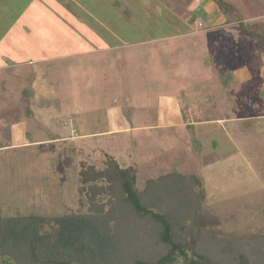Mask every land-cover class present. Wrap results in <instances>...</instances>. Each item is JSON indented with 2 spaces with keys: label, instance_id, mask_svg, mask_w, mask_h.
Here are the masks:
<instances>
[{
  "label": "rangeland",
  "instance_id": "374dc122",
  "mask_svg": "<svg viewBox=\"0 0 264 264\" xmlns=\"http://www.w3.org/2000/svg\"><path fill=\"white\" fill-rule=\"evenodd\" d=\"M218 1L228 6V15L222 11L228 21L264 25V0ZM123 5L125 11H110L109 26L104 21L114 38L197 33L128 48L121 61L123 50L101 54L92 72L78 76L73 61L48 69L55 73L45 80L55 81L56 90H48L55 97L42 100L36 93L27 101L33 120L20 116L32 137L37 130L46 137L0 152V215L47 217L39 236L50 241L67 232L59 219L76 216L86 223L87 217L84 234L73 238L83 255L78 252L68 264H115L95 257L99 245H117L119 227L152 240L149 249L135 246V260L157 261L170 245L160 242L159 222L132 210L115 180L113 153L121 167L135 169L141 191L148 179L168 173L200 179L197 208L178 206L179 198L150 205L174 221V239L186 253L174 264L192 259L196 264H264V48L247 46L234 24H211L195 0H125ZM134 15L137 22L129 25ZM123 20L125 27L119 25ZM255 30L264 34V26ZM11 74L1 72V84ZM20 78L23 85L26 78ZM13 90H0V96L9 98ZM165 92L178 101L160 104ZM181 112L190 114L189 126L153 128L161 118L169 122ZM142 126L152 129L142 131ZM73 128L88 135L72 139ZM81 166H88L82 175Z\"/></svg>",
  "mask_w": 264,
  "mask_h": 264
},
{
  "label": "crops",
  "instance_id": "0c3cea01",
  "mask_svg": "<svg viewBox=\"0 0 264 264\" xmlns=\"http://www.w3.org/2000/svg\"><path fill=\"white\" fill-rule=\"evenodd\" d=\"M124 1L125 0H0V73L5 71L15 76L14 78L12 76L9 78L6 77V79L2 80L3 84L0 82V90L7 91L14 89L13 96L11 97L6 98L0 96V152L18 145L30 144L35 142V138L39 139V137H46L45 134L39 136V130L33 133L34 135L32 137L28 125L22 124V117L20 116L26 113V119L33 120V117L29 116L26 110L28 107L27 101L35 96L36 93L39 95L38 98H42V100L55 97V95H53L55 94L53 91L56 90L55 81L50 77L51 83L48 84L45 80L48 74L54 73L52 70L48 72V69L57 68L58 62L67 61L72 63L73 61L75 65L73 69L75 75L78 76L81 72H92L95 69V58H98L101 54L109 56L112 51L123 50V54L122 51H120L118 59L121 61V59L127 57L126 51L128 48L131 52V48L141 47L148 43L156 44L161 41L169 42L176 37L189 36L190 34L197 33V30H188L184 34L158 38L154 37L149 40H144L142 38L127 40L125 34H123L122 37L117 36V38H114L109 29L108 31L105 30V23L106 26L110 25L107 19L109 20L111 10L117 9L120 12L126 10V5H123ZM195 1L203 6V8H201L209 15V22L211 24H234L239 27L236 35L239 36L247 46L251 44L257 46L253 40L242 33L241 21H236L237 24L233 21H228V18L224 16L219 5L214 0ZM61 10L64 12L61 13ZM48 11L49 17H47ZM120 18L123 17L121 16ZM137 19L138 16L134 15L129 25H131V21L137 22ZM70 24H72V28ZM120 24L124 27L127 25L124 20L121 21L119 25ZM198 25L202 26L201 22H199ZM69 41L80 44H76L71 48L70 46H63L62 43H69ZM111 41H114L113 43L117 41V43L123 44L112 45ZM84 59H86L85 67L80 66V64L84 63ZM119 63L121 64V62ZM20 77L26 78L25 83H27L28 80L29 82L21 85ZM17 89L18 91L19 89L20 91H22V89L24 90L16 95L15 90ZM26 89L30 91L27 92ZM48 90L53 91L48 92ZM180 92L183 96L186 95L185 90H181ZM176 96L177 95L172 92L171 94L165 92L162 94L160 104H165L166 102L163 100L167 99L178 101ZM17 107H25V109L20 110L17 109ZM165 109H161L162 117ZM186 117H190V114L188 112H181L180 117L169 121L171 123L165 122L163 117L160 121L162 124L154 126L153 128L164 129L171 127V125L174 129L177 127H187L189 126V119ZM149 129L152 128L150 126H142V131ZM86 134L85 132L79 133L76 128H73L71 135L68 137L72 139H77L79 137L84 138ZM22 135H29V137H32V140H30L31 142L28 141L25 143V141H21L20 137ZM110 155L119 163L121 162V159L119 161L113 153ZM124 160L127 161L128 159ZM2 193L3 191L0 188V195Z\"/></svg>",
  "mask_w": 264,
  "mask_h": 264
},
{
  "label": "trees",
  "instance_id": "16d2710c",
  "mask_svg": "<svg viewBox=\"0 0 264 264\" xmlns=\"http://www.w3.org/2000/svg\"><path fill=\"white\" fill-rule=\"evenodd\" d=\"M214 1L224 14L228 15V6L218 0ZM262 26L264 25L243 23L241 31L253 40L257 46L264 48V34L255 30V28L257 30L261 29ZM113 160L115 180L119 183L122 193L128 200L132 210L139 215L150 216L159 222L161 226L160 242L170 245V251L155 262L144 259L135 260L137 253H139L135 246L145 245L149 249L152 246L149 242L152 240L148 241L137 237L138 235L133 232L134 229L129 228L126 231L119 227L120 232H116L120 236V238H117V245H99L95 258L100 261L102 259L104 262L110 260L111 263L115 264H174L178 254L186 255L180 244L174 239V221L169 218V214L153 211L150 205H157L167 200L172 201L179 198V201H181L178 206L183 208V206L193 207L196 205L197 208L202 199L201 193L196 190V187L201 185L200 179L195 175L168 173L158 178L148 179L146 188L141 191L137 185V172L135 169L131 167L123 168L114 157ZM87 171L88 166H81V175ZM122 215L125 216L124 219L127 221L126 213ZM48 221V218L42 215L19 217L0 215V256L3 257V259L0 258V264H9V262H12V264H68L71 262L73 255H78V252L82 256L83 251L79 245L74 244L73 238L84 234L85 227L88 225L87 217L86 223L76 216L68 218L64 216V218L59 219L62 228H65L67 232L65 234L60 233L57 241H50L48 236H39L42 225L47 224ZM90 225H92V218L90 219ZM74 233L78 235H74ZM117 235L114 237L115 240ZM131 237H133V242L129 240ZM128 241L131 242L128 243ZM131 251L134 252L133 258L129 257ZM197 262V260L192 259L183 264H196Z\"/></svg>",
  "mask_w": 264,
  "mask_h": 264
}]
</instances>
